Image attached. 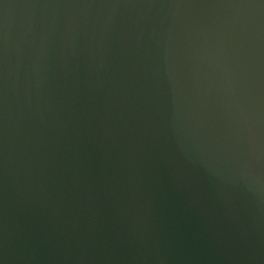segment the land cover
Wrapping results in <instances>:
<instances>
[{
	"label": "water",
	"instance_id": "water-1",
	"mask_svg": "<svg viewBox=\"0 0 264 264\" xmlns=\"http://www.w3.org/2000/svg\"><path fill=\"white\" fill-rule=\"evenodd\" d=\"M0 264H264V0H0Z\"/></svg>",
	"mask_w": 264,
	"mask_h": 264
}]
</instances>
